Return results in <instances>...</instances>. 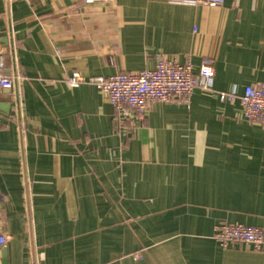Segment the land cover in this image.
Returning a JSON list of instances; mask_svg holds the SVG:
<instances>
[{
  "label": "crops",
  "instance_id": "crops-1",
  "mask_svg": "<svg viewBox=\"0 0 264 264\" xmlns=\"http://www.w3.org/2000/svg\"><path fill=\"white\" fill-rule=\"evenodd\" d=\"M0 264H264V124L218 92L264 83V0H0ZM215 63L212 90L120 120L89 80ZM86 78L70 87L67 77Z\"/></svg>",
  "mask_w": 264,
  "mask_h": 264
},
{
  "label": "built area",
  "instance_id": "built-area-1",
  "mask_svg": "<svg viewBox=\"0 0 264 264\" xmlns=\"http://www.w3.org/2000/svg\"><path fill=\"white\" fill-rule=\"evenodd\" d=\"M111 0H86L88 3ZM225 0H185L193 4L221 6ZM6 52L0 48V90L12 89L13 78L5 71ZM215 76V63L205 58L198 70L191 63L181 64L162 56L158 57L154 69L138 72H118L109 77H97L89 80L109 99L120 120H129L133 126H139L147 117L151 104L156 102H176L188 104L197 88L212 90ZM67 83L74 88L86 81L78 72L67 77ZM223 102L239 101L245 118L254 123L264 124V83L247 86L242 94L236 90L218 92ZM3 199L0 193V200ZM215 239L224 248L248 245L254 250L264 246V229L241 223H223L215 228ZM7 237L0 235V245L5 246Z\"/></svg>",
  "mask_w": 264,
  "mask_h": 264
}]
</instances>
